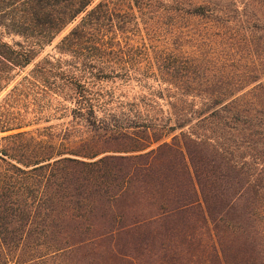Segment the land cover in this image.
<instances>
[{
	"label": "trees",
	"instance_id": "obj_1",
	"mask_svg": "<svg viewBox=\"0 0 264 264\" xmlns=\"http://www.w3.org/2000/svg\"><path fill=\"white\" fill-rule=\"evenodd\" d=\"M254 4L0 0V264H264ZM194 19L249 69L195 59Z\"/></svg>",
	"mask_w": 264,
	"mask_h": 264
},
{
	"label": "rangeland",
	"instance_id": "obj_2",
	"mask_svg": "<svg viewBox=\"0 0 264 264\" xmlns=\"http://www.w3.org/2000/svg\"><path fill=\"white\" fill-rule=\"evenodd\" d=\"M252 9L256 10L257 14L264 21V0H255V4ZM254 19L255 18H252V23H250L251 25H253ZM192 24H193V32H194L193 38L191 40L193 56L195 59H198L201 56V52L204 51L206 53V60H207L206 68H208V70L211 71L214 68H221L226 64V66L229 67L228 68L229 70H231L237 75H241L246 69H249L248 66H250L251 64L250 63L251 51L246 50L243 47L244 44L243 42L245 39L249 41L251 37L237 38L236 36L233 35L234 33L231 34V32L229 31L222 32L223 33L222 35L217 36L215 35L216 29L211 23L205 21L201 22L198 19H194L192 20ZM199 28H201L203 31L206 32L205 37H201L199 33H197ZM68 31L62 34L54 42L53 46L46 48L45 51L41 54L39 60L49 54H54L55 47L60 42V40L67 34ZM202 49L203 51H201ZM37 62L38 61H36V63ZM33 66L34 64L29 66L26 72L30 71L33 68ZM19 80L20 79H18L17 81ZM5 94L6 93H4V95ZM56 123L57 122H55L54 124Z\"/></svg>",
	"mask_w": 264,
	"mask_h": 264
}]
</instances>
